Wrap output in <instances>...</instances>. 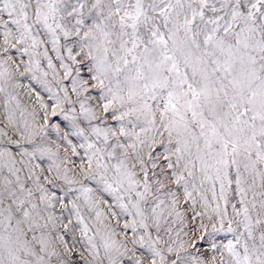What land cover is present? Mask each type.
<instances>
[{"label":"snow or ice","instance_id":"1","mask_svg":"<svg viewBox=\"0 0 264 264\" xmlns=\"http://www.w3.org/2000/svg\"><path fill=\"white\" fill-rule=\"evenodd\" d=\"M0 264H264V0H0Z\"/></svg>","mask_w":264,"mask_h":264}]
</instances>
